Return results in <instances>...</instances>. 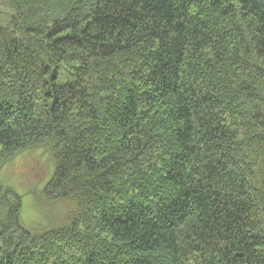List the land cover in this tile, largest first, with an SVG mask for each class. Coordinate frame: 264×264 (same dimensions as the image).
Returning <instances> with one entry per match:
<instances>
[{"label": "trees", "instance_id": "trees-1", "mask_svg": "<svg viewBox=\"0 0 264 264\" xmlns=\"http://www.w3.org/2000/svg\"><path fill=\"white\" fill-rule=\"evenodd\" d=\"M0 171L46 150L33 232L0 181V264H264V0H6Z\"/></svg>", "mask_w": 264, "mask_h": 264}, {"label": "rangeland", "instance_id": "rangeland-1", "mask_svg": "<svg viewBox=\"0 0 264 264\" xmlns=\"http://www.w3.org/2000/svg\"><path fill=\"white\" fill-rule=\"evenodd\" d=\"M10 10L6 0H0V22L7 23ZM54 162L44 149H35L18 155L0 171V181L22 198L21 220L33 232L62 225L74 207L59 202H45L43 191L54 175Z\"/></svg>", "mask_w": 264, "mask_h": 264}]
</instances>
